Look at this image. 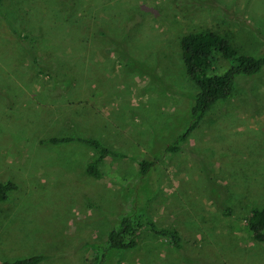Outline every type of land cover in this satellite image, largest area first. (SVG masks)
<instances>
[{"label":"rangeland","instance_id":"rangeland-1","mask_svg":"<svg viewBox=\"0 0 264 264\" xmlns=\"http://www.w3.org/2000/svg\"><path fill=\"white\" fill-rule=\"evenodd\" d=\"M216 1L226 13L175 0L2 1L0 183L16 189L0 209V263L45 255L41 264H92L100 255L91 247L140 200L153 226L179 233L183 252L145 231L105 264H264V245L243 222L264 207V73L238 79L177 152L164 150L187 127L196 90L182 36L211 30L264 56V0ZM65 136L125 158L89 177L88 147L40 144ZM209 142L228 145L223 164ZM142 158L155 166L136 184Z\"/></svg>","mask_w":264,"mask_h":264},{"label":"trees","instance_id":"trees-1","mask_svg":"<svg viewBox=\"0 0 264 264\" xmlns=\"http://www.w3.org/2000/svg\"><path fill=\"white\" fill-rule=\"evenodd\" d=\"M3 0H0V6ZM175 3L182 4L184 7L192 9H204L211 7L214 10L227 12L216 0H198L185 1L175 0ZM17 39L22 35L15 29H12ZM180 59L183 65L186 78L195 86V93L192 99V105L189 111V123L185 130L177 135L172 143L165 147V152L175 153L187 137L200 125L211 109L218 103L225 102L231 98L237 85V80L241 78H250L264 73V56L253 57L239 53L233 44L222 34L206 30L199 33H191L182 36L178 41ZM35 68L48 71V68L40 65L33 59ZM48 76H50L48 74ZM57 82L61 81L60 79ZM71 83V80H66ZM79 143L88 147L94 154V157L85 166L84 172L87 176L98 179L101 177L100 167L106 160L121 158L125 156L118 154L99 140L94 138H80L74 136L52 137L40 141V144H49L53 146L65 145L70 143ZM209 149L212 151L219 163L223 164L226 159L219 157L228 149V145L209 142ZM154 161L148 158H142L136 161L137 182L141 184L143 179L150 177L154 170ZM151 187L154 185L151 184ZM16 186L12 182L0 183V209L5 211L4 204L15 191ZM137 191V188H136ZM133 189V198L136 195ZM216 192V191H215ZM225 194H222V196ZM216 195H212V197ZM226 196V195H225ZM217 200V197H216ZM0 211V214L3 212ZM229 212V209L222 211ZM225 213V214H226ZM146 204L135 202L127 212H122L115 224L106 233L104 240L93 248L99 251L93 256L92 264H105V256L109 252H126L137 246L139 235L142 232H149L155 237L164 240L167 245L180 253L183 252L182 240L179 233L172 228H159L153 226L147 216ZM245 228L251 237L258 243L264 245V207L251 210L243 217ZM48 259L45 255H34L29 258L16 260L14 262H2L0 264H41Z\"/></svg>","mask_w":264,"mask_h":264}]
</instances>
